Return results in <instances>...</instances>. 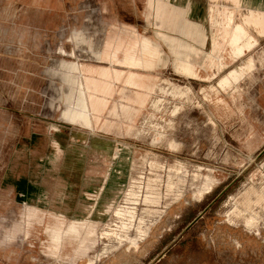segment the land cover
I'll return each mask as SVG.
<instances>
[{"label": "rangeland", "instance_id": "obj_1", "mask_svg": "<svg viewBox=\"0 0 264 264\" xmlns=\"http://www.w3.org/2000/svg\"><path fill=\"white\" fill-rule=\"evenodd\" d=\"M150 2L0 0V264H264V29L208 53Z\"/></svg>", "mask_w": 264, "mask_h": 264}, {"label": "crops", "instance_id": "obj_2", "mask_svg": "<svg viewBox=\"0 0 264 264\" xmlns=\"http://www.w3.org/2000/svg\"><path fill=\"white\" fill-rule=\"evenodd\" d=\"M151 1V6L155 8V4L158 3L157 12L158 18L165 19L167 23L164 25L169 26L171 19L179 22L176 27L177 31L183 37L196 40L194 28H204L207 32L208 53L214 51L213 41V29L219 30L220 28L226 29L229 32V43L235 46V53H242L247 51L255 44L254 29H264V0H147ZM202 14V16H201ZM173 15V16H172ZM176 22V23H177ZM174 28V25H171ZM170 27V28H171ZM175 29V28H174ZM224 38V32L222 35ZM190 40L179 38L174 42L171 38L167 37V45L169 49L176 54V63L179 65L181 58H193L197 53L199 54V48L195 47ZM218 48V47H217ZM150 55L154 53L150 52ZM146 64H150L145 60ZM183 63L181 62L180 65ZM63 66L67 69V81L70 83V79L75 77L72 71H75L72 67H75L73 62H63ZM184 69H187L186 67ZM73 75H72V74ZM72 75V76H71ZM78 77V75H76ZM79 79V77H78ZM70 80V81H69ZM81 88L83 91V99L88 113V120H90L89 114H94L96 108L91 103L90 97L92 93L85 91L83 82L79 79ZM73 88L75 84L70 83ZM123 110H128L130 107L126 104L121 105ZM118 108L117 105L113 106V109ZM23 181L20 185L19 192L26 197L30 194V190L37 189L36 185L32 184L28 179ZM104 184L103 187H105ZM102 188V185H101ZM19 194V195H22Z\"/></svg>", "mask_w": 264, "mask_h": 264}, {"label": "bare ground", "instance_id": "obj_3", "mask_svg": "<svg viewBox=\"0 0 264 264\" xmlns=\"http://www.w3.org/2000/svg\"><path fill=\"white\" fill-rule=\"evenodd\" d=\"M74 70L76 69L75 67H72ZM71 80V81H70ZM70 83L75 84L76 89L79 93V102L75 103V104H71L69 103V97H67V101L68 103L65 104L61 115L63 116L64 119H67V121L72 122V123H81V124H85L88 125L90 120H88V113H87V109L84 103V99H83V91L81 88V84L80 81L78 79V77L75 75V77H72L70 79Z\"/></svg>", "mask_w": 264, "mask_h": 264}]
</instances>
